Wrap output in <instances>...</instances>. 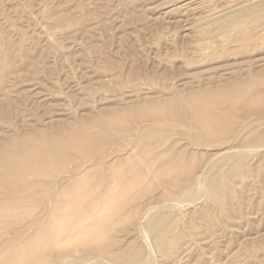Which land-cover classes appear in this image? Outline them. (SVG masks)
Segmentation results:
<instances>
[{"label": "rangeland", "instance_id": "374dc122", "mask_svg": "<svg viewBox=\"0 0 264 264\" xmlns=\"http://www.w3.org/2000/svg\"><path fill=\"white\" fill-rule=\"evenodd\" d=\"M183 1L0 0V264H264V1Z\"/></svg>", "mask_w": 264, "mask_h": 264}, {"label": "bare ground", "instance_id": "6f19581e", "mask_svg": "<svg viewBox=\"0 0 264 264\" xmlns=\"http://www.w3.org/2000/svg\"><path fill=\"white\" fill-rule=\"evenodd\" d=\"M209 2V0H184L183 1V3L181 4V5H179V7H181V6H183L184 8H190V7H198V6H201V5H203L205 2ZM235 1V0H234ZM233 1V3L231 4V5H229V9L227 10V11H229L230 9L231 10H233L234 9V7H235V10H237L236 8L238 7V6H241L242 4L240 3V2H234ZM243 1V0H242ZM247 1H249V0H247ZM262 1V0H261ZM264 1V0H263ZM207 2V3H208ZM250 2H251V0H250ZM261 3H263V2H261ZM245 4V3H244ZM249 4V3H248ZM247 6V5H246ZM182 7V8H183ZM243 7H245V6H243ZM243 7H241V8H243ZM188 10V9H187ZM192 10V9H191ZM193 10H195V9H193ZM230 10V11H231ZM248 9H247V7H245V8H243V9H239L238 11H236L237 12V14L240 16V14H242V13H244V12H246ZM216 13V12H215ZM219 13V12H218ZM227 22V19L226 20H223V21H221V23L220 24H223L224 25V23H226Z\"/></svg>", "mask_w": 264, "mask_h": 264}]
</instances>
